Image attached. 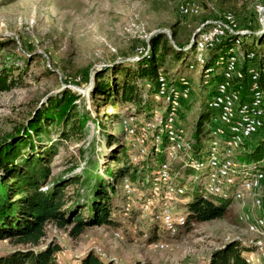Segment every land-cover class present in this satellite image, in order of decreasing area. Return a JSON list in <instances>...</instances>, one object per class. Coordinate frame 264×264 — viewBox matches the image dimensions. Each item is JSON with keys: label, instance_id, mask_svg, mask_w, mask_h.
Returning a JSON list of instances; mask_svg holds the SVG:
<instances>
[{"label": "rangeland", "instance_id": "obj_1", "mask_svg": "<svg viewBox=\"0 0 264 264\" xmlns=\"http://www.w3.org/2000/svg\"><path fill=\"white\" fill-rule=\"evenodd\" d=\"M225 13L232 17L233 31L242 34V43L250 34L262 35L264 39V0H0V77L4 75L10 84L9 90L0 92V140L26 126L37 110L60 104L67 92L74 94L73 119L61 125L44 119L41 133H32L27 139L33 143L35 153L44 158L49 183L58 177L66 182L70 204L79 188L74 181L82 178L90 161L97 165L100 175L130 162L133 151L124 127L132 128L152 112H165L168 106H177L176 125L187 133L193 147L197 123L208 114L198 137L199 150L193 147L195 152L172 156L166 154L163 144L148 157L156 161H148L152 169L168 163L171 172L177 174L182 193L173 206L180 213L183 208L178 199L191 187V196L199 197V191L208 182L205 172L196 173L190 165H194L192 159H201L202 149L208 147V129L213 125L209 104L221 80L229 49L234 51L237 67L245 63L247 70L257 66L245 61L241 45H232L233 42H228L219 58L210 52L228 36L209 41L203 52L190 47L201 27L221 22ZM155 34H162L171 49L186 56L175 59L171 51L165 57L159 71L168 79L161 72L157 74L156 95L153 92L146 110L139 108L138 115H133L127 111L129 108H124L127 104L122 99L123 89L125 85H134V74L139 68L136 64L150 57L148 43ZM261 48L256 44L254 51ZM207 62L211 64L209 68H214L213 73L206 68ZM97 75L100 77L96 81ZM159 78L166 83L164 87H159ZM96 82L103 85V91H96ZM163 88L164 93L160 91ZM149 89L147 84L141 101L148 99ZM173 90L181 93L179 102L169 95ZM240 100L249 103L247 94ZM28 148H23L24 155L30 154ZM188 170L192 173L185 176ZM144 184L146 181L137 185L123 206L127 216L135 199L141 197L144 215L139 217L135 212L128 219H117L115 228L121 235L113 231L115 228L101 226L89 228L73 239L68 229L59 230L47 224L45 238L34 250L50 244L58 246L59 251L54 254L58 264H77L88 253L112 264H207L215 250L239 242L250 250L245 257L256 251L253 264H264V226L257 233H249L239 220L245 214L250 218L262 216L263 208L254 205L253 200L264 197V190L252 192L237 204H228L223 218L194 221L189 230L179 234L177 231L174 237L161 228L154 233L153 227L145 234L151 228L153 213L144 208V196L148 193V185ZM122 185L123 179L118 178L114 189L124 197ZM153 233L155 240L165 245L163 250H153L151 243L146 242ZM256 243L261 245L257 247ZM20 249L8 239L2 240L0 258Z\"/></svg>", "mask_w": 264, "mask_h": 264}, {"label": "trees", "instance_id": "obj_2", "mask_svg": "<svg viewBox=\"0 0 264 264\" xmlns=\"http://www.w3.org/2000/svg\"><path fill=\"white\" fill-rule=\"evenodd\" d=\"M262 37V35L250 34L247 38H251V41L247 42V38H245L242 49L246 55L249 52L255 54V57L251 60L245 57V61L257 63V66H252L261 73L259 83L264 91V39ZM256 44L262 47L258 52L254 51ZM228 45L227 41H222L210 52H215L217 58H219L223 54H221V50H224ZM171 51L175 59H179L182 55L186 56L184 52L176 48L171 49L162 34L151 36L148 43L150 57L136 64L139 68L134 74V85H125V89H123L122 99L127 104L124 108H129L130 110L127 109V111L130 114L138 115L139 108L145 110L148 108L146 106L147 102H151L153 92L154 96L157 93V74L161 72L159 71L160 66ZM183 63L186 64V62ZM209 67H211V64L207 62L206 68ZM239 68L244 77L242 81H238L239 85H235L236 79H232L231 84L236 89L241 87V95H244L246 93L245 86L248 71L246 63ZM162 74L168 79L166 74ZM99 77L100 75H97L96 81ZM147 84L151 89L147 92L148 99L143 102L141 101V93ZM9 88L10 84L7 82L6 77L1 76L0 92L9 90ZM96 91H103V85L96 82ZM75 100L76 96L74 94L65 93L62 100H60V104L51 105L47 110H37L26 126L14 134L3 136L0 140V170L3 172V175H0V241L8 239L14 246L21 247L20 250L1 257L0 264H58L54 257V254L59 251L58 246L50 244L42 250H34L40 246L41 241L45 238L44 228L47 224H51L59 230L68 229L69 236L76 239L89 228L101 226L115 228L118 225L117 219H128L135 212L138 213L139 217L144 215L141 211L142 198L140 197L135 199V204L131 207L130 213L124 216L123 206L126 199L125 196L116 193L114 186L118 178L126 179L136 187L139 183H145L151 173L150 171H152V167L148 164V161L154 160L152 157L137 164L124 163L120 169L111 172L107 170L102 175L98 173L97 165L90 161L82 172V178H77L74 181V183H78L79 188L75 191V200L70 204L65 192L66 182L58 177L51 179V183H49V169L44 164V158L35 153L33 143L28 142L27 139L30 138L32 133L37 136L41 133V122L44 119H48L51 124L55 123L57 125L73 119L72 112L75 108ZM207 120L208 114L201 116L196 126L197 130L193 134L195 140L193 147L196 151L199 150L198 137L202 125ZM247 142L245 151L236 156L238 162L252 163L260 161L264 157V127ZM27 147L31 152L24 155L22 150ZM189 171L185 173V176L192 173ZM144 185L147 186V184ZM45 186H47V189L44 190ZM80 191L84 194L81 195ZM191 191L192 187L178 199L183 208V210L180 209V213L185 214L186 220L185 226L177 228V234L189 230L194 221L205 222L221 219L228 209V202H222L214 198L203 201L200 198V191L199 197L191 196ZM137 199L140 202L137 203ZM184 199H189V201L182 203ZM150 227L146 230V235L152 230V227L154 233L161 228L153 219H151ZM113 231L121 235L117 228ZM163 232L169 236H174L165 230ZM154 233L150 238H146L148 244L157 241ZM249 251V248L242 246L239 242L228 243L224 247L215 250L207 264H246L245 254ZM77 264L112 263L102 261L92 253H88Z\"/></svg>", "mask_w": 264, "mask_h": 264}, {"label": "bare ground", "instance_id": "obj_3", "mask_svg": "<svg viewBox=\"0 0 264 264\" xmlns=\"http://www.w3.org/2000/svg\"><path fill=\"white\" fill-rule=\"evenodd\" d=\"M222 18L221 22L203 26L195 33L196 39L190 42L192 50L203 52L210 41V38L204 36L208 33L220 36V38L228 36L223 41L233 42L232 45L242 47V34H236L233 31L234 25L230 13L223 14ZM226 57L223 61L221 80L215 87L209 104L213 125L208 129V147L206 150L205 147L202 149L201 159L198 161L192 159L194 165L190 166L197 173L205 172L208 176L206 187L200 191L201 200L214 198L229 204H237L252 192L264 190V157L248 165L236 159L237 155L245 151L246 142H249L252 136L264 126V91L259 83L261 73L256 68L248 69L246 93L241 95V87L236 89L231 84V80L236 79L235 85H239L238 81H242L244 77L240 68L237 67L234 51L229 49ZM248 57H250L249 60L253 59L254 53H248L246 58ZM209 71L213 73L215 70L209 68ZM159 83L160 88L166 85L162 78H159ZM160 91L163 92L164 88ZM246 94L249 97L248 104L240 100V97ZM169 95L175 102L181 100V93L177 94L174 90ZM176 108L177 106H168L165 112H152L149 118L137 122L132 128L124 127L126 137L130 141L129 146L133 151L129 155L132 164L143 162L151 153L158 151L163 144L166 154H172V156H176L177 153L195 152L192 147L193 142H190L187 133L176 125ZM150 172L146 180L149 187L148 193L144 196V208L151 210L152 219L163 230L170 235H175L178 227L185 226L186 220L185 214L175 212L173 206L174 200L182 193L178 185L177 174L171 172L168 163L158 165ZM122 188L125 198L130 200L137 187L124 179ZM253 203L264 210V197L258 196ZM239 220L244 222L247 232L257 233L264 226V213L260 218H250V215L245 214L240 216ZM255 245L259 247L261 244L256 243ZM149 246L153 250L165 248L164 244L157 241ZM255 255L256 251L248 254L245 257V263L253 264Z\"/></svg>", "mask_w": 264, "mask_h": 264}, {"label": "built area", "instance_id": "obj_4", "mask_svg": "<svg viewBox=\"0 0 264 264\" xmlns=\"http://www.w3.org/2000/svg\"><path fill=\"white\" fill-rule=\"evenodd\" d=\"M204 36H206V38H210V43L211 41H219L221 39L220 36H214L213 34H210V33Z\"/></svg>", "mask_w": 264, "mask_h": 264}, {"label": "water", "instance_id": "obj_5", "mask_svg": "<svg viewBox=\"0 0 264 264\" xmlns=\"http://www.w3.org/2000/svg\"><path fill=\"white\" fill-rule=\"evenodd\" d=\"M193 39H196V36H194Z\"/></svg>", "mask_w": 264, "mask_h": 264}]
</instances>
